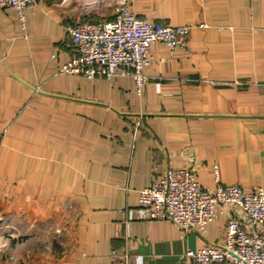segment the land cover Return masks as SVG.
I'll return each mask as SVG.
<instances>
[{
  "label": "crops",
  "instance_id": "1",
  "mask_svg": "<svg viewBox=\"0 0 264 264\" xmlns=\"http://www.w3.org/2000/svg\"><path fill=\"white\" fill-rule=\"evenodd\" d=\"M128 1L193 26L186 49L151 45L141 92L61 71L66 26L111 18L115 0H38L26 30L0 6V264H191L229 211L185 232L145 217L139 190L188 164L209 189L264 187V0Z\"/></svg>",
  "mask_w": 264,
  "mask_h": 264
},
{
  "label": "built area",
  "instance_id": "2",
  "mask_svg": "<svg viewBox=\"0 0 264 264\" xmlns=\"http://www.w3.org/2000/svg\"><path fill=\"white\" fill-rule=\"evenodd\" d=\"M37 4L38 0H0L1 7L17 10L24 30L26 10ZM192 27L150 22L133 10L130 1H122L109 19L66 26L75 55L61 71L88 77L130 75L141 92L148 81L146 68L153 60L151 45L162 42L171 49H186ZM194 170L192 164L168 167L141 188L139 203L145 217L172 221L188 232L229 211L218 242L187 250L191 264H264V187L223 184L217 176L216 187L209 189L196 179Z\"/></svg>",
  "mask_w": 264,
  "mask_h": 264
},
{
  "label": "rangeland",
  "instance_id": "3",
  "mask_svg": "<svg viewBox=\"0 0 264 264\" xmlns=\"http://www.w3.org/2000/svg\"><path fill=\"white\" fill-rule=\"evenodd\" d=\"M99 2H105L106 3V0H103V1L99 0ZM120 2H122V1L121 0H115L114 7ZM80 21H82V20H80Z\"/></svg>",
  "mask_w": 264,
  "mask_h": 264
}]
</instances>
